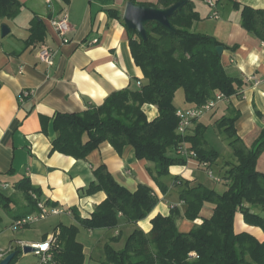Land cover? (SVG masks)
Wrapping results in <instances>:
<instances>
[{
  "label": "crops",
  "instance_id": "1",
  "mask_svg": "<svg viewBox=\"0 0 264 264\" xmlns=\"http://www.w3.org/2000/svg\"><path fill=\"white\" fill-rule=\"evenodd\" d=\"M19 1L22 7L15 18H0V191L13 198L8 206L0 205V224L8 230L7 226L26 212L27 200L23 192L13 185L24 177L41 189L39 200L63 209L61 214L50 216L57 218L54 231L60 223L77 224L73 208L82 216H89L107 196L104 191L92 195L85 192L95 179L93 170L101 164H106L116 181L130 191H136L141 183L147 184L160 200L151 213L137 223L121 219L114 229H87V239L84 235L81 239V227L78 239L84 245V264H101L104 256L96 260L95 244L106 236L123 234L122 226L131 232L139 227L148 233L152 228V218L158 213L170 214L175 206L180 209L177 225L181 231H189L199 224L200 219L192 221L184 216L187 205L179 198L182 187L174 185L176 177L190 181L191 185L205 183L197 177V171L202 172L203 167L196 160L172 166L169 175L157 179L155 164L136 158L132 146H126L119 153L111 143L104 141L87 159H76L60 152L51 153L52 141L57 136L52 119L48 123V132L42 131V116L52 118L59 111L81 112L99 106L111 93L128 87L138 88L137 82L144 81L143 72L132 56L130 33L123 18L127 3L132 0ZM133 1L155 6L158 2ZM240 1L255 8H264V0ZM228 4H231L228 0H195L201 19L192 27L194 31L214 36L224 44L221 55L224 66L231 75L242 78L246 83L237 94L226 97L212 111L196 120L190 130L193 132L197 123L207 126L205 137L220 153L219 164L215 163L213 168H222V154H227L224 160L234 159L232 148L217 127V119L238 114L235 121L237 133L249 147L264 128V116L258 113H264V42L242 26L240 11ZM225 8L227 10L223 11ZM110 9L121 18L110 14ZM63 16L71 26L65 36H61L51 22L54 17ZM37 19L44 22L46 33L42 40L30 42V27ZM4 25L9 28L5 36L2 35ZM44 47L56 51L52 65L39 59V51ZM23 92H29V96L21 100ZM189 105L184 102L183 106H176L185 108ZM144 110L149 119L159 114L157 106L152 104H145ZM211 129L216 131L217 140ZM257 169L264 172V151L257 161ZM215 181V185L205 184L216 189L218 185L222 191L221 182ZM159 182L167 186L165 193ZM4 183L9 187L4 188ZM212 215L213 204L207 202L200 217ZM234 227L237 233L249 232L264 241L263 229L246 223L241 212L236 213ZM50 234L42 228L38 229L37 235L11 237L7 244L0 246L15 245V240L17 245L21 242L37 244L47 240L45 237ZM123 245L116 244L115 247L121 249ZM38 257L35 264H54L50 261L41 263V255Z\"/></svg>",
  "mask_w": 264,
  "mask_h": 264
},
{
  "label": "trees",
  "instance_id": "2",
  "mask_svg": "<svg viewBox=\"0 0 264 264\" xmlns=\"http://www.w3.org/2000/svg\"><path fill=\"white\" fill-rule=\"evenodd\" d=\"M178 1L158 0L156 4L168 7ZM228 1L240 11L242 26L264 42V8H255L240 0ZM21 7L19 0H0V18H15ZM109 12L118 16L112 9ZM200 19L195 0H187L170 17L173 31L151 21L146 25L148 38L144 40L137 31L129 29L132 56L144 75L141 87L115 91L101 105L81 112L59 111L52 118L42 116V131L48 132L52 119L57 132L51 153L60 152L84 160L104 141L119 153L126 146H132L136 158L155 164L158 179L169 175L172 166L187 164L186 158L176 155L178 145L185 141L196 151L198 164L208 162L212 169L215 163L219 164L220 153L206 139L205 124L197 123L193 132L185 136L177 132L180 119L175 97L179 89L183 90L184 102L194 106L206 103L216 92L227 97L237 94L246 84L224 66L217 51L224 44L214 36L192 29ZM30 32V42L42 40L46 33L44 22L33 20ZM145 104L157 106L159 114L149 119ZM237 118L235 113L216 121L234 156L232 160H222L217 174L213 169L220 178L222 191L202 182L191 185L190 181L175 178L174 185L182 187L179 198L187 205L184 216L201 222L189 231H181L177 225L178 206L171 208L168 215L158 213L152 218L148 233L135 227L121 249L112 242H118L122 232L111 236L103 246L101 264H264V241L249 232L237 233L234 227L236 213L241 212L246 223L264 231V172L257 169V161L264 151V128L249 147L237 133ZM93 173L95 179L85 189L86 194L104 191L107 196L89 216H82L73 208L77 224L60 223L55 228L57 242L52 246L50 260L54 264H84V245L78 239L81 227L114 229L121 219L137 223L159 203L158 195L149 185L141 183L132 192L116 181L106 164L96 167ZM159 183L165 193L167 186ZM13 185L27 200L26 212L17 219L39 211L33 194L39 199L41 189L32 185L28 177ZM12 199L0 191V205L6 207ZM207 202L213 204V215L201 218L200 212ZM13 252L15 256L10 264L17 263L22 249L17 246Z\"/></svg>",
  "mask_w": 264,
  "mask_h": 264
},
{
  "label": "built area",
  "instance_id": "3",
  "mask_svg": "<svg viewBox=\"0 0 264 264\" xmlns=\"http://www.w3.org/2000/svg\"><path fill=\"white\" fill-rule=\"evenodd\" d=\"M211 5H215L213 1H209ZM218 13H215V16H217ZM52 25L54 29L61 35L65 36L67 32L70 30L71 26L66 18V16L63 17H54L51 19ZM67 41V39H64ZM97 42V40H94V43ZM56 51L49 48V47H44L39 51V59L43 62H46L49 65H52L54 63V57H55ZM138 86L141 87L142 82L138 81ZM29 96V92H23V94L20 95V99L23 100L24 97ZM227 96L221 92H216L214 96L209 99L206 103L202 105H194V106H189L185 108H178L177 109V116L180 119L177 132L185 136L188 134L192 128V125L196 120H199L203 116H205L207 113L212 111L219 102L224 100ZM176 155L184 157L187 159V163L191 162L192 160H195L197 158V153L194 149L189 148L188 144L184 141L181 144L178 145L176 149ZM200 166H202L209 176L217 180L218 182L220 181V178L217 177L214 174V171L212 168H210L208 162H201L199 163ZM4 188L9 187L8 183L2 184ZM34 198L38 200V207L39 211L33 212L31 214L22 216L15 221H13L10 224V228L13 231H18L24 227L33 225L39 221L46 220L50 216L58 215L63 212V209L59 206H48L47 203H45L43 200H39L36 194H33ZM5 230V227L0 224V235L2 232ZM57 231L52 234H50L44 242H40L37 244H31L34 247H37V251H35L36 254L41 255V263H47L52 259V253L51 249L54 244L57 242ZM26 243L21 242L19 246L23 250L24 246ZM15 249L14 244L10 243L8 247H2L0 246V261L4 259L9 253L13 252ZM195 254V253H193Z\"/></svg>",
  "mask_w": 264,
  "mask_h": 264
},
{
  "label": "rangeland",
  "instance_id": "4",
  "mask_svg": "<svg viewBox=\"0 0 264 264\" xmlns=\"http://www.w3.org/2000/svg\"><path fill=\"white\" fill-rule=\"evenodd\" d=\"M228 5L231 6L232 4H228ZM229 6H228V8H231ZM226 10H227V8H225L223 11H226ZM221 12H222V10H221ZM175 104L178 105L179 107H181V106L184 105V93H183V90L182 89H179L177 91V93H176ZM210 131L213 132V134L215 136L214 139L217 140L216 136H218V135H217L216 131L213 130V129H211ZM224 155H227V154H224ZM224 155L222 154V160L225 159V156ZM213 169L215 171V174H217L221 170L219 167H215ZM197 177H199L200 179H203L202 181L205 182V183H212L213 185L216 184V181L209 176V174L207 173V171L205 169H203L202 172H198L197 171ZM11 179L14 180L13 178H11ZM216 187H217V189H219V186L218 185ZM258 210H259V213L260 214L263 213L260 208ZM56 221H57V218L56 217H49L48 219H46L44 221H39V222L33 224V226L30 227V228H24V229H20L18 231H13L10 228V225H9V226H7L8 230H4L2 232V234L0 235V244L1 245L7 244L8 243V240L11 237L12 238H19V237H24V235L26 237H29L28 234H30L31 236L37 235L38 229L41 230L42 228H46L52 234V233H54L53 225H54V223H56ZM122 228H123V234H122V236H121V238L119 240V243L112 242V244H114V246H116V244H117V246H122L125 243L126 237H128V235L131 233V231H129L127 229V227L122 226ZM83 235H84V238L85 239L88 238V231H87V229H84V228L82 229V232L80 234L81 239L83 238ZM109 238H110L109 236H106V238L104 240H102L101 242H97L95 244L96 248H95L94 254L96 256V260L97 261L100 260V256L101 255L104 256L103 246L106 243V241H109ZM14 243H15V245H14L15 248L17 246H19V245H17L18 243H17L16 240L14 241ZM39 257H38L37 254H34V252H30L28 254H25L24 250H22V255H20V257L18 258V261H17L16 264H35V263H38Z\"/></svg>",
  "mask_w": 264,
  "mask_h": 264
},
{
  "label": "water",
  "instance_id": "5",
  "mask_svg": "<svg viewBox=\"0 0 264 264\" xmlns=\"http://www.w3.org/2000/svg\"><path fill=\"white\" fill-rule=\"evenodd\" d=\"M187 0H179L178 2L168 6L159 7L155 5H149L145 3H136L130 1L126 5L124 12V22L128 29L135 30L139 36L146 40L148 38V32L146 25L151 21H156L163 27L173 31L174 27L171 23L170 17L181 8ZM9 28L4 25L2 28V35L8 34ZM224 46L219 45L217 51L219 55H222ZM25 253L37 251V247L30 244H26L23 248ZM15 256V252L9 253L4 259L0 261V264H10Z\"/></svg>",
  "mask_w": 264,
  "mask_h": 264
}]
</instances>
